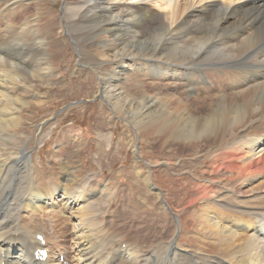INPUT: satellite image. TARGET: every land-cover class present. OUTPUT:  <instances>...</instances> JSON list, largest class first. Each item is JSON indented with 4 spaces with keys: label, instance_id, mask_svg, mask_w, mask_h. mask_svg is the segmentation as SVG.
Masks as SVG:
<instances>
[{
    "label": "bare ground",
    "instance_id": "1",
    "mask_svg": "<svg viewBox=\"0 0 264 264\" xmlns=\"http://www.w3.org/2000/svg\"><path fill=\"white\" fill-rule=\"evenodd\" d=\"M42 6L0 0V264H264V0H63L61 27L51 30L52 19L45 32ZM63 32L89 42L101 95L139 134L207 159L201 173L217 179L198 185L188 202L201 204V230L220 256L176 244L175 230L144 247L150 228L132 238L106 234L89 179H40L18 131L27 98L40 104L36 83L54 75L48 40ZM166 86L229 93L190 120L170 109L193 104L155 93ZM49 134L38 133L36 143ZM102 236L112 243L98 244ZM44 249L42 261L36 254Z\"/></svg>",
    "mask_w": 264,
    "mask_h": 264
},
{
    "label": "rangeland",
    "instance_id": "2",
    "mask_svg": "<svg viewBox=\"0 0 264 264\" xmlns=\"http://www.w3.org/2000/svg\"><path fill=\"white\" fill-rule=\"evenodd\" d=\"M34 1L49 6L50 11L40 7L44 32L45 22L52 19L51 30L61 27L63 0ZM48 42L54 75L47 83H36L34 95L39 96L40 104L32 103V95L27 98L31 104L22 110L18 131L23 139L21 144L31 150L40 179L62 181L68 173L77 182L89 179L87 189L95 193L92 200L103 218L104 223L100 218L99 222L106 234L125 233L132 238L136 230L150 228L146 240H139L140 246L144 247L149 242L169 241L175 230L176 244L188 246L194 252L206 245L205 254L220 256L218 244H207L212 241L211 233L201 230V204L188 202L196 197L198 185L217 179L216 175L201 173L206 171L207 159L201 154L196 156V150L191 147H178L179 142L165 146L163 139L153 141L139 134L132 122L119 115L116 109L112 110L100 93L98 61L89 57V42L81 37V33L68 35L63 32ZM140 89L149 94L153 91L145 85ZM155 93H167L193 104L170 110L196 120L209 114L207 105L215 101L216 96L228 94L229 89L216 92L215 88L203 93L196 92V87L166 86ZM196 101L204 102L195 104ZM45 132L50 133L49 137L43 144H37L35 136ZM147 175L152 188L143 181ZM72 192L79 193L80 186H73ZM58 231L65 235V226H59ZM103 236L98 244L107 239ZM111 243L110 239L104 241V244Z\"/></svg>",
    "mask_w": 264,
    "mask_h": 264
},
{
    "label": "water",
    "instance_id": "3",
    "mask_svg": "<svg viewBox=\"0 0 264 264\" xmlns=\"http://www.w3.org/2000/svg\"><path fill=\"white\" fill-rule=\"evenodd\" d=\"M147 165V164H146ZM148 166V165H147Z\"/></svg>",
    "mask_w": 264,
    "mask_h": 264
}]
</instances>
